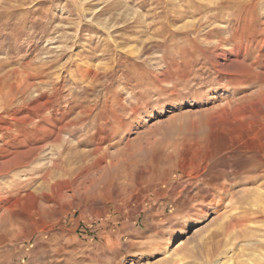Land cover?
I'll return each mask as SVG.
<instances>
[{
  "label": "rangeland",
  "instance_id": "obj_1",
  "mask_svg": "<svg viewBox=\"0 0 264 264\" xmlns=\"http://www.w3.org/2000/svg\"><path fill=\"white\" fill-rule=\"evenodd\" d=\"M0 168V264H258L264 0H0Z\"/></svg>",
  "mask_w": 264,
  "mask_h": 264
},
{
  "label": "bare ground",
  "instance_id": "obj_2",
  "mask_svg": "<svg viewBox=\"0 0 264 264\" xmlns=\"http://www.w3.org/2000/svg\"><path fill=\"white\" fill-rule=\"evenodd\" d=\"M231 65H229V67H230ZM240 68V67H239ZM16 158V157H15ZM24 162L22 161V162H20V163H16V160L13 158V159H11V161H8V162H6V163H3L4 165H8L9 166V170H12V169H14V167L15 166H18V165H22ZM2 164V163H1ZM2 167V166H1ZM1 169V168H0ZM261 205V204H260ZM259 209H262V211L264 212V204H262V207H260ZM259 212V211H258ZM259 215H261V213L259 212ZM261 217V216H260ZM263 217V216H262ZM264 218V217H263ZM237 224V223H236ZM235 224V225H236ZM196 224H192V226H195ZM239 226V225H238ZM244 226V225H243ZM230 229V227L228 226L227 227V229H225V234L224 235H230V233H228V231L227 230H229ZM222 234V233H221ZM219 235H220V233H219ZM219 235H214L213 237H212V245H211V247H209V249L207 250L205 247H203L204 248V253H206L207 254V256H215L214 254H220V253H224L225 251H224V239L223 238H219ZM227 236V237H228ZM217 238H219V240L217 239ZM216 239V240H215ZM204 240V239H203ZM231 241V240H230ZM230 241H229V243H230ZM208 242V241H207ZM240 243V242H239ZM235 244H236V242H235ZM245 244V243H244ZM205 245V244H204ZM206 245L208 246V244L206 243ZM246 245H248L247 243H246ZM234 246V245H233ZM237 246V245H236ZM208 248V247H207ZM230 249H233V247L232 248H230ZM227 252V251H226ZM228 253V255H229V253H230V251H228L227 252ZM188 255H190V254H188ZM254 255H255V257H256V261H257V263L258 264H260L259 262H262V263H264V253H254ZM233 257V256H232ZM233 259V258H232ZM217 260V259H216ZM220 260V259H219ZM217 261L215 264H221L220 263V261ZM226 264H233L232 263V260H231V257H229L228 259H227V261H226Z\"/></svg>",
  "mask_w": 264,
  "mask_h": 264
}]
</instances>
